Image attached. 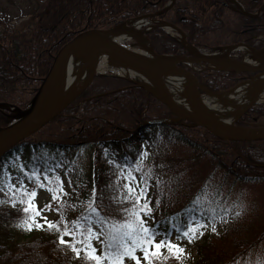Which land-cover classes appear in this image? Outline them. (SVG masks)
I'll return each instance as SVG.
<instances>
[{
	"label": "trees",
	"instance_id": "obj_1",
	"mask_svg": "<svg viewBox=\"0 0 264 264\" xmlns=\"http://www.w3.org/2000/svg\"><path fill=\"white\" fill-rule=\"evenodd\" d=\"M170 1L32 0L26 14L30 21L19 25L15 21L25 14L20 16L19 10L14 15L0 4V104L27 108L55 56L71 38L90 29L110 28L132 18L156 14ZM238 1L251 16L236 10L229 0H175L173 7L156 19L182 29L188 44L197 48L215 50L240 43L263 48L264 0ZM148 38L157 54H187L182 43L162 29L149 33ZM196 75L204 86L217 92L234 87L240 77L212 70ZM166 118H172L168 108L145 89L119 77L100 76L51 124L3 156L0 188L29 169L62 168L59 172L71 181L72 191L64 202L67 207L57 213L55 221L66 218L70 223L85 216L96 221L98 215L103 218L107 214L110 227L113 219L123 215L114 211L121 207V198L110 184L111 174L117 171L110 166V160L134 164L139 151H150L155 157L174 154L176 161L189 166L205 168L210 164L214 172L223 174L209 172L205 179H195L193 183V176L182 180V176L156 161L145 170L152 173L148 182L157 199L153 204L155 222L149 223L158 231L174 232L189 215H214L211 224L232 215L240 207L239 200L230 203L228 198L235 189L264 184V141L223 140L183 121L150 124ZM12 120L11 112L0 109V128ZM238 125L264 126V105L251 108ZM103 156L106 159L101 162ZM94 186L96 196L92 195ZM226 189L229 192L224 194ZM202 192L205 195L193 204ZM90 200L99 205L97 213L88 207ZM18 209L0 212V264H81L59 244L53 231L44 229L22 236L24 230L17 225L23 214ZM229 222L218 240L211 238L212 242L199 246L194 263L184 258L182 264H236L264 237L257 225L245 236L236 237L231 246L222 248L218 242L236 231L233 221ZM161 264L177 261L161 260Z\"/></svg>",
	"mask_w": 264,
	"mask_h": 264
},
{
	"label": "snow or ice",
	"instance_id": "obj_2",
	"mask_svg": "<svg viewBox=\"0 0 264 264\" xmlns=\"http://www.w3.org/2000/svg\"><path fill=\"white\" fill-rule=\"evenodd\" d=\"M147 155V151H139L134 158V164L128 163L127 160L123 163L109 161L110 166L114 165L117 170V182L123 181L122 184L118 183L123 193L119 202L121 207L114 210L123 215L119 219H113L110 227H108L107 214L103 218L98 215L95 223L91 216H85L70 223L66 218L57 221L47 219L44 213L53 210L51 207L53 201L58 202L55 209L58 214L67 207L63 199L67 192L58 169H29L26 173H21L16 180H10L0 188V191L5 192L7 202L12 207L20 205L18 211L23 216L17 227L25 231L46 228L57 233L59 244L69 248L73 258L81 264H133V262L134 264H161V260L167 259H175L177 264H182L187 253L178 241L186 239L191 243L192 240L203 236L208 223L216 217L189 215L187 221L175 228L174 232L167 229L161 232L152 227L149 222L155 221L148 182V177L152 173L145 172L144 161ZM23 167L27 168V165ZM54 171L55 175L50 174ZM68 183L71 185L70 180ZM41 188L48 191L52 198L49 204L43 207L35 203L38 190ZM96 192L97 189L94 186L92 195L96 196ZM203 195L205 193L202 192L196 196L192 203L195 204ZM88 207L93 213L98 212L99 205L92 200ZM212 231H216L214 224ZM97 243L100 245L99 248L96 246ZM162 249L168 253L167 256L163 255Z\"/></svg>",
	"mask_w": 264,
	"mask_h": 264
},
{
	"label": "water",
	"instance_id": "obj_3",
	"mask_svg": "<svg viewBox=\"0 0 264 264\" xmlns=\"http://www.w3.org/2000/svg\"><path fill=\"white\" fill-rule=\"evenodd\" d=\"M229 1L236 5L240 12L246 14L244 8L237 0ZM174 2L175 0H172L167 8H165L160 13L169 10L173 6ZM155 16L156 15H152L150 17ZM166 25L172 26L181 35L182 45L188 51L187 56L159 55L154 51L152 58H148L139 54L116 39V36L120 34H131L134 32V30L126 29L124 24L111 28L87 30L67 41L56 55L49 73L43 80L39 90L33 97L27 109H20L16 106L0 104V109L10 111L13 114L14 119L13 123L9 126L0 128V160L13 147L51 124L59 115L65 112L66 109L89 86H91L100 75H105L104 72L99 70L87 83L84 84L80 80H76L67 92L64 91V73L66 64L72 55L78 52L80 49H83V53L85 54V48L88 49L85 55L92 56V58H98L100 56H105L107 59L113 58L118 67L133 71L142 79H144L145 82H137L130 77L114 75L130 80L136 83L139 87L148 91L154 98L164 104L174 117L173 119L155 120L150 122V124L166 125L172 122L183 121L191 125L202 127L225 140L238 142L264 141V127H242L237 125L236 122L233 124L221 122L209 115L199 100L195 101V104L198 108V114L192 115L187 112L182 106L175 91L170 86L168 80H166V76L162 70V65L169 61H174L177 65L204 64L213 70L251 74L264 73V66L258 69L228 68L233 63L245 60L249 57H247L245 54L241 56L233 55L232 52L236 49V46L222 47L218 49L219 52L212 54L202 53L201 51L194 50L192 46L188 45L186 35L183 31H181L178 27L164 21H160L151 29L144 30V33L147 35L149 32L157 28L165 29ZM241 45L249 48L255 53L264 51V48L262 50H256L248 47L245 44ZM226 51L229 52L226 53ZM250 58L252 59V57ZM181 70L187 72L193 77L197 92H202L217 99L221 98L222 94L227 93L213 92L204 87L194 74L190 73L186 69ZM256 103L257 102H254L246 107L239 118Z\"/></svg>",
	"mask_w": 264,
	"mask_h": 264
},
{
	"label": "rangeland",
	"instance_id": "obj_4",
	"mask_svg": "<svg viewBox=\"0 0 264 264\" xmlns=\"http://www.w3.org/2000/svg\"><path fill=\"white\" fill-rule=\"evenodd\" d=\"M32 3V0H0V4L8 8L10 13L19 14L20 10V16L22 14H25V17L16 20V24L19 25L24 21L29 20L30 21V16L26 15L29 10V6ZM148 20V25L152 27L154 25L153 19L147 18ZM175 35V34H174ZM126 45L130 46L133 50H135L138 53H141L143 51V48L136 43L135 40H126L124 42ZM85 54L86 51H88L87 48L84 49ZM205 52H209V50H205ZM244 53V50L240 51ZM239 54V53H238ZM203 66V65H202ZM191 67L195 68V70H204L206 67L203 66L202 68H198L197 66L191 65ZM109 71V70H108ZM106 71V72H108ZM139 77V76H138ZM197 96L202 98V97H210L214 98L210 95H201L197 93ZM264 104V101L261 102ZM148 155L144 161L145 164V170L149 169L150 167L153 166L154 162H158L160 164H164L167 166L168 171H172L176 173L179 176H182V180L189 179L191 176L192 178V183L195 181V179H205L209 172L211 173H217V174H223L220 171L214 172L212 166L209 164L205 168H199L198 166H189L188 164L183 163V161H176L175 159H178L175 157L174 154H170V156H161V157H155L152 152L147 151ZM95 157V154H94ZM92 157V158H94ZM156 158V160H155ZM95 159V158H94ZM106 159V156H103L101 158V162H104ZM230 167V166H228ZM229 169V168H227ZM60 171L63 170L62 168L59 169ZM236 170V169H235ZM237 171V170H236ZM53 175V173H50ZM117 176V171L111 174V187H113L118 194V197L122 198V191L120 187L118 186L119 184H122L123 181L117 182L116 180ZM64 180V189L67 192V195L63 198L64 202L68 199L69 193L72 191L71 185L68 183V179L66 175L62 176ZM16 180L15 177H12L9 179V181ZM191 183V182H190ZM32 185H30L31 187ZM195 186V184H194ZM200 186V184L196 185L195 187ZM251 187H242V188H237L235 189L230 195H229V201L230 203H235L234 200H239L238 205L240 206L237 210L233 212L232 215H225L222 218H220L216 223H214L216 231H212V226L213 224L208 223L207 228L204 230V235L199 236L198 238L192 240L191 243L188 242V240H180L178 243H180L185 250V253L187 255L184 258H188L189 261H192L194 263L197 258H198V248L200 245L204 244L205 242H212L215 240H218L216 238L221 237L224 235L227 227L229 226L230 222L231 224L233 223L235 226L233 227L236 228L235 233L230 235V237L224 238L223 241L218 242L222 248H226L231 246L232 242L235 240L236 237L238 236H245L246 233L250 232L252 228H255V226L258 225V229L260 232L264 231V184H250ZM153 190L150 187L149 188V196L152 198L153 204L157 201V199L154 197V194L152 193ZM226 192H229V190H225L224 194ZM18 199V197H17ZM51 194L48 191H45L43 188L38 190V194L35 200V203L43 207L51 201ZM0 212L3 210H17L20 205L17 204L16 207H12L10 203L7 202V196L5 195V192L0 191ZM58 206V202L53 201L51 204L52 211H46L44 213L45 216H47V219L50 221H55L57 218L58 214L57 211L55 210ZM154 208V207H153ZM95 223L96 221L93 220ZM98 227V224L96 225ZM46 229V228H45ZM41 230H32V231H22L21 234L22 236L24 235H33L38 233ZM174 238V237H173ZM213 238V240H209ZM65 239H69V237H65ZM208 240V241H207ZM97 248L100 247V245L97 243ZM65 251H69V248L63 246ZM163 252V255L166 256L168 253L164 251L163 249L161 250ZM139 255V253H137ZM134 264V262H133ZM236 264H264V237L260 239L255 246H253L250 250H248L245 255L236 263Z\"/></svg>",
	"mask_w": 264,
	"mask_h": 264
},
{
	"label": "bare ground",
	"instance_id": "obj_5",
	"mask_svg": "<svg viewBox=\"0 0 264 264\" xmlns=\"http://www.w3.org/2000/svg\"><path fill=\"white\" fill-rule=\"evenodd\" d=\"M148 23L145 17L131 20L124 24L126 29L134 30L133 33L120 34L116 39L120 42L126 40H135L142 48V55L152 58V48L144 34L143 28ZM166 30L177 34L170 25L165 26ZM245 55L249 58L233 63L228 68L232 69H258L264 66V51L255 53L249 48L240 46ZM83 49L72 55L66 64L64 73V91H68L76 80L84 84L87 83L97 71L106 72L112 70L116 75H123L134 80H142L133 71L121 70L113 58L100 56L92 58L83 53ZM229 51H226V53ZM56 57V56H55ZM252 57V59L250 58ZM162 70L170 86L178 96L182 106L192 115L198 114V108L195 104L199 100L206 112L212 117L226 124H233L243 113V111L254 102L264 101V73L259 74L253 80L244 82L231 91L222 94L221 98L198 97L196 84L193 77L187 72L178 68L176 62L169 61L162 65ZM167 119V118H166ZM162 120V119H160ZM155 121V120H154Z\"/></svg>",
	"mask_w": 264,
	"mask_h": 264
}]
</instances>
